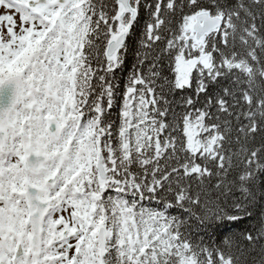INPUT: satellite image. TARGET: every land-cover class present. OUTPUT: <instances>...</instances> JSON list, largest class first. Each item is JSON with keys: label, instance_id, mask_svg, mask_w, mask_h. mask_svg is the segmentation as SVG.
I'll return each mask as SVG.
<instances>
[{"label": "snow or ice", "instance_id": "1", "mask_svg": "<svg viewBox=\"0 0 264 264\" xmlns=\"http://www.w3.org/2000/svg\"><path fill=\"white\" fill-rule=\"evenodd\" d=\"M0 264H264V0H0Z\"/></svg>", "mask_w": 264, "mask_h": 264}]
</instances>
